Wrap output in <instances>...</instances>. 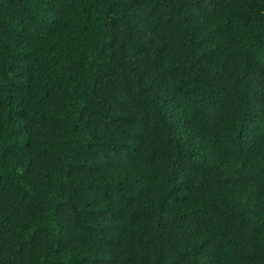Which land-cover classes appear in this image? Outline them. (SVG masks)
Here are the masks:
<instances>
[{"label": "trees", "instance_id": "1", "mask_svg": "<svg viewBox=\"0 0 264 264\" xmlns=\"http://www.w3.org/2000/svg\"><path fill=\"white\" fill-rule=\"evenodd\" d=\"M0 264H264V0H0Z\"/></svg>", "mask_w": 264, "mask_h": 264}]
</instances>
